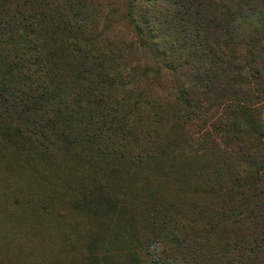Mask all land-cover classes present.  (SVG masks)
<instances>
[{
	"label": "rangeland",
	"instance_id": "374dc122",
	"mask_svg": "<svg viewBox=\"0 0 264 264\" xmlns=\"http://www.w3.org/2000/svg\"><path fill=\"white\" fill-rule=\"evenodd\" d=\"M184 1L0 0V20L19 13L45 24L44 51L59 65L54 95L72 109L43 149L27 142L36 137L0 131V264H226L227 247L237 264L238 244L258 252L243 264H264V151L250 147L260 162L251 168L244 148L234 156L197 135L183 141L177 112L182 94H201L207 84L218 89L212 79L227 64L261 68L264 41L245 50L249 27L237 18L264 20V0H199L203 20L194 21L181 11ZM245 2L237 15L231 5ZM154 42L160 51L187 46L181 56L197 71L173 76ZM93 79L103 82L100 91L88 88ZM261 100L256 115L264 133ZM219 112L208 111L205 124L217 126ZM147 126L155 153L132 162L117 141L122 135L130 142ZM200 210L211 214L198 217ZM199 226L205 236L195 254L182 238L192 242Z\"/></svg>",
	"mask_w": 264,
	"mask_h": 264
},
{
	"label": "trees",
	"instance_id": "16d2710c",
	"mask_svg": "<svg viewBox=\"0 0 264 264\" xmlns=\"http://www.w3.org/2000/svg\"><path fill=\"white\" fill-rule=\"evenodd\" d=\"M229 1L232 3L234 0ZM231 6L236 9L235 11L238 15V12H244V9H247L249 4L248 2L234 3ZM179 7L192 20L202 19L201 1L188 0L186 4ZM191 9H194L193 13L189 12ZM199 10H201V13L197 15ZM232 14V9H226V15L230 17L229 23L232 22ZM253 16L249 15L244 18L238 15L237 18H242L247 27H249V39L246 44L242 45L245 50L248 47L257 48L258 44L264 41V20L254 19ZM197 24L202 26L200 21ZM42 29H45V24L23 18L19 13L18 16H13L12 18L7 17L6 14L5 21L0 20V131L12 132L17 137L22 132L33 138L36 137L40 141L27 140V142L35 147L39 145L43 149L45 144H50L51 140L49 137L53 135L52 133L64 128V123L67 120L66 118L63 119V117L72 112V109L67 106L65 101L55 98L54 93L58 90L56 79L59 77V65L50 53L44 51V43L47 38L40 36ZM140 36L142 37V35H138V37ZM195 38L197 39L198 35ZM150 47L173 76L177 77L179 75L183 77L186 72L193 73L197 71L191 60L181 56L180 52H183L187 46L179 45L177 49L171 46L169 50L160 51L154 42L150 44ZM191 58L197 59V57H193V54ZM226 66L219 70L221 77L214 75L218 79L216 77L212 79L213 81L215 80V84H218V89L217 87L216 89L213 88V86L211 88V84H207L203 85L202 89L204 91L201 94L196 89H191L190 97H188V93H184L179 97L181 105V108L177 110L180 117L179 136L184 139L183 141H189V139L197 135V138L204 141L207 140L206 143H209L213 148L228 146L227 149L231 150L234 156H238L244 148L242 160L251 168H255L260 162L251 154L250 147L257 154L264 151V133L256 115L258 105L260 106L259 103L263 102L261 98L264 95V61L260 69H255L257 72L248 70L254 73H247L248 71L245 70L244 66L238 65L237 67L232 65L230 67L229 64ZM233 70L239 77L240 87L244 93L241 90L237 91V86L234 83L237 78L234 80L233 76L235 74H232ZM96 77L98 78V76ZM94 79L89 81L87 86L89 89L98 86L97 91H100V85L103 82H98ZM233 83L234 88L230 86ZM226 94L228 97H226ZM242 96L243 99H241ZM61 98L64 99V96L61 95ZM211 109L220 111V119L217 126L207 125L203 121ZM141 121L147 123V119L144 117L139 118V122ZM16 122L23 128L22 130L14 127ZM148 127L142 129L140 127L138 131L132 133L130 142H127L122 135V138L120 136L117 141L119 152L129 147V153L134 155L131 158L132 162L138 163L141 160H152L150 153H155L157 139L156 135L152 136L154 134L153 130ZM97 139V137H93L90 139L91 142L89 141L93 148L98 142ZM61 140L62 138L60 142ZM103 144L108 146L107 138L103 141ZM124 145L127 147H124ZM121 154L117 155L118 158L124 159ZM158 157L161 158L159 155ZM188 160L196 162L198 159L189 158ZM237 187L243 189L244 186L238 183ZM204 214L207 213L200 210L198 217L203 218ZM210 214L208 212L207 215ZM181 216L183 220H187L185 215L181 214ZM196 223L200 222L196 220L194 224ZM196 230L197 232L192 242L185 236H183L182 240L183 245H189L187 248L190 251L199 254L200 250H196L193 246L196 247L194 244L196 241L198 243L203 242L205 229L199 226V229L197 228ZM241 247L243 246L238 244L236 253L237 264H243L246 255L252 258L258 253L257 250L254 251V249L250 248L247 250L246 247ZM249 251L252 253L250 256L248 255ZM227 252L228 255L224 256V258L226 264H230L231 254L229 247H227ZM247 256L246 259L248 258Z\"/></svg>",
	"mask_w": 264,
	"mask_h": 264
}]
</instances>
